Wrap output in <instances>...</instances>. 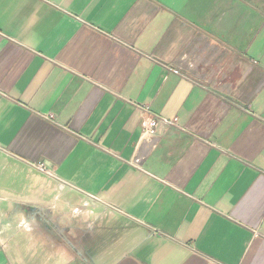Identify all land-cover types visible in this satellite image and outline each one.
Returning a JSON list of instances; mask_svg holds the SVG:
<instances>
[{
    "label": "crops",
    "instance_id": "0c3cea01",
    "mask_svg": "<svg viewBox=\"0 0 264 264\" xmlns=\"http://www.w3.org/2000/svg\"><path fill=\"white\" fill-rule=\"evenodd\" d=\"M0 264H264V0H0Z\"/></svg>",
    "mask_w": 264,
    "mask_h": 264
},
{
    "label": "built area",
    "instance_id": "2783aa9c",
    "mask_svg": "<svg viewBox=\"0 0 264 264\" xmlns=\"http://www.w3.org/2000/svg\"><path fill=\"white\" fill-rule=\"evenodd\" d=\"M144 111L147 113L144 131L148 134L155 135L159 133L161 125H173L176 122V119H156L147 107L144 108Z\"/></svg>",
    "mask_w": 264,
    "mask_h": 264
}]
</instances>
